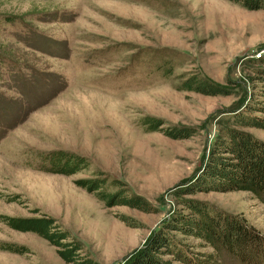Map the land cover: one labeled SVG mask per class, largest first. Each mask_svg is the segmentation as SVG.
<instances>
[{"label": "rangeland", "instance_id": "rangeland-1", "mask_svg": "<svg viewBox=\"0 0 264 264\" xmlns=\"http://www.w3.org/2000/svg\"><path fill=\"white\" fill-rule=\"evenodd\" d=\"M262 54L264 11L226 0H0V216L53 217L100 264H125L183 209V199L241 217L264 237V204L251 193L181 195L250 97ZM193 76L230 95L182 91ZM146 117L198 132L174 140L151 132ZM249 132L264 141V130ZM58 150L87 157L90 169L73 176L40 170V155ZM96 170L124 181L159 213L107 208L75 184ZM122 214L140 226L122 222ZM0 264L66 263L45 239L0 221Z\"/></svg>", "mask_w": 264, "mask_h": 264}, {"label": "trees", "instance_id": "trees-1", "mask_svg": "<svg viewBox=\"0 0 264 264\" xmlns=\"http://www.w3.org/2000/svg\"><path fill=\"white\" fill-rule=\"evenodd\" d=\"M226 1L248 11H264V0ZM256 63L264 66V54ZM251 81L250 97L233 111L215 138L194 182L190 181L182 196L215 191L249 192L264 204V141L249 132V129L264 130V69ZM181 90L210 97L230 95L226 86L197 76L186 79ZM143 124L150 127L151 132H162L174 140L190 139L198 132L194 128H165L163 121L153 117L143 119ZM40 159L39 168L47 173L73 176L90 169L88 158L74 152L53 151L41 154ZM75 184L107 208L126 207L146 214H156L160 210L146 198L132 194L124 181L113 179L100 170L94 171L89 178L77 179ZM181 205L183 209L176 210L125 264H224L227 258L240 264L263 261L260 258L264 254V237L241 217L200 200L183 199ZM117 217L132 228L140 226L132 217L123 214ZM0 221L11 229L45 239L66 264H100L83 243L53 217L1 215ZM187 238H194L197 243H186ZM4 246L7 251L23 254L17 245Z\"/></svg>", "mask_w": 264, "mask_h": 264}]
</instances>
